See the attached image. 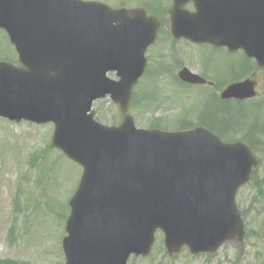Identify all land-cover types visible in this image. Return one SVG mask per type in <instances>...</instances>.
Returning a JSON list of instances; mask_svg holds the SVG:
<instances>
[{
    "label": "water",
    "instance_id": "water-1",
    "mask_svg": "<svg viewBox=\"0 0 264 264\" xmlns=\"http://www.w3.org/2000/svg\"><path fill=\"white\" fill-rule=\"evenodd\" d=\"M188 1L194 12L184 8ZM169 14L176 37L241 49L264 67V0H172ZM158 27L143 8L0 0V28L19 56V64L0 61V117L51 122V147L81 167L61 241L63 264H125L131 253H149L157 229L169 254L185 246L214 252L243 239L234 198L257 165L251 150L202 127L136 129L126 113ZM183 72V80L203 82ZM254 87L251 80L232 84L221 98L253 97ZM106 94L121 112L118 126L97 122L90 111Z\"/></svg>",
    "mask_w": 264,
    "mask_h": 264
},
{
    "label": "rangeland",
    "instance_id": "rangeland-1",
    "mask_svg": "<svg viewBox=\"0 0 264 264\" xmlns=\"http://www.w3.org/2000/svg\"><path fill=\"white\" fill-rule=\"evenodd\" d=\"M97 1L111 7H116L121 2H125L127 6L147 4L154 7L163 33H159L156 44L146 55L150 68L158 66L162 57L158 55L165 53L167 47L163 41L167 20L162 12L168 7V2ZM5 47L0 32V55L12 54L9 50L7 54ZM199 50L197 65L193 64L192 67L202 72L212 85H178L174 82L172 95L179 97L181 99L179 101L178 98L170 96L169 89L163 82L158 83L156 89L153 81H148V78L140 79L134 88L135 95L138 94L137 98H133L129 107V114L133 116L135 126L147 128L150 122L159 121L164 126L173 127L177 122L172 121L173 119L167 120L166 111L171 117L187 118V114L189 116L193 110L205 113L208 109L207 120L210 117L221 121L211 123L218 132L223 130V121L231 126L237 123L242 125L239 130L230 131V135H225L229 140H240L245 127L251 126L253 122L264 127V72L254 71L252 75V79L256 81L258 98L252 101L227 103L212 100L213 96L207 87L210 86L218 98L219 93L225 88V83H228L219 82L228 77L226 66L232 63L234 68H239L241 57L229 56L223 51L211 54L201 48ZM12 57L13 55H9L5 58ZM109 76L114 77L112 73H109ZM154 91L155 102L149 103L147 100L142 102L147 109L145 110L141 106V101L145 94L150 95ZM208 99H211L209 107L206 103ZM154 106L156 107L153 109ZM93 111L95 119H99L98 121L103 124L120 122L118 108L108 98L94 102ZM156 116L160 118L156 120ZM192 116L193 113L190 118ZM51 130V124L33 125L25 121L14 123L0 118V264H6V260L15 264H60L63 261L60 247L64 234L63 216L65 214L67 216L69 212L68 200L76 187L80 168L71 164L59 151L47 148ZM255 146L256 155L260 159L255 178L242 186L236 194V203L238 208L243 210L246 225L245 243L240 256L237 248L227 244L209 261L206 257L191 256L186 249L169 259L165 256L163 236L157 232L148 258L137 260L131 258L127 264H158L159 261H162V264H231L234 261L239 264H264V142L259 138ZM27 162L31 164V168L26 170ZM225 260L229 262L225 263ZM9 261L7 264H12Z\"/></svg>",
    "mask_w": 264,
    "mask_h": 264
},
{
    "label": "flooded vegetation",
    "instance_id": "flooded-vegetation-1",
    "mask_svg": "<svg viewBox=\"0 0 264 264\" xmlns=\"http://www.w3.org/2000/svg\"><path fill=\"white\" fill-rule=\"evenodd\" d=\"M187 8L191 9L192 6L190 4L186 5ZM168 10L167 9V23L165 25L166 31L164 36V42L166 43L167 47L165 48V53L159 54L158 56L161 57V60L159 64L162 66L163 69V81H165L166 84H172L175 81L178 82V85H190L183 83L179 77L178 74L183 68H187L191 70L194 73L201 74L197 69H194L192 66L193 64L197 65V51L199 52V48H201L203 51H207L210 53L216 52L215 50H221L225 52L226 50L224 48L215 49L214 47L205 44V45H199L197 43L189 42L183 38H174L169 32V21H168ZM199 57H201V54H199ZM239 68H234L233 66H226L227 69V78L219 80V82H234L235 81H241L245 78H248L254 74L253 71H250V63L248 61L242 60V62L239 64ZM204 77H206L204 75ZM207 78V77H206ZM208 80V79H207ZM230 80V81H229ZM209 81V80H208ZM208 83H206L204 86H206ZM227 84V83H225ZM209 85H212L209 83ZM196 86V85H193Z\"/></svg>",
    "mask_w": 264,
    "mask_h": 264
},
{
    "label": "trees",
    "instance_id": "trees-1",
    "mask_svg": "<svg viewBox=\"0 0 264 264\" xmlns=\"http://www.w3.org/2000/svg\"><path fill=\"white\" fill-rule=\"evenodd\" d=\"M1 58H3V57H1ZM228 131L229 130H227V128H224L221 132H219V134L223 137V136H225V134ZM249 138H252L253 139V135H251L250 133H247V134L243 135V138L242 139H248L249 140ZM250 142L252 143L251 146L253 147V149L256 150L255 143L252 142V141H250Z\"/></svg>",
    "mask_w": 264,
    "mask_h": 264
}]
</instances>
